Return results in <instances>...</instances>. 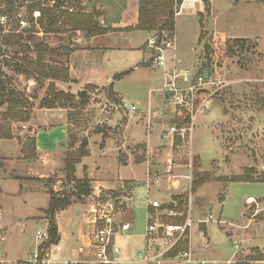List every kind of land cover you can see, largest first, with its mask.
Instances as JSON below:
<instances>
[{"label": "rangeland", "instance_id": "rangeland-1", "mask_svg": "<svg viewBox=\"0 0 264 264\" xmlns=\"http://www.w3.org/2000/svg\"><path fill=\"white\" fill-rule=\"evenodd\" d=\"M181 2L179 0L175 7V18ZM53 3L54 0L47 1L50 6ZM25 14L23 9L21 15ZM10 28L14 26L11 25ZM28 28L30 25L22 26L24 30ZM4 33L7 34V31ZM39 36L43 38L42 34ZM24 37L27 38L28 35ZM44 38L54 46L52 48L57 49L60 37L50 35ZM235 38H247L258 46L254 50L230 57L226 44ZM175 40L176 60L181 69L189 70L195 76L203 69V76L212 74L218 80L227 81L229 84L221 91H212L209 95L200 97L199 102L208 100L210 106L204 113L197 115L191 145L171 140L172 146L166 147L165 153L160 152V135L164 130L165 134L169 135L170 127L175 125V117L178 114L184 116V113L172 106L161 92L154 93V110L158 115L151 123H147L148 116L145 111L129 114L121 102L116 105L122 111V118L109 125V121L105 119H112L115 109L111 106L113 102L108 99V90L97 92L95 88L87 87L81 91H68L65 83H69L71 79L55 81L58 92L72 94L77 97V101L82 92H86L90 98L85 109H65L73 134L79 139L91 137L90 154L83 159L82 164L89 166L97 182H104L108 187L119 181H132L123 182L119 188L111 190L121 192L125 187L133 197L128 207H133L135 213L134 219L130 220L131 231L116 238L122 251L118 258L124 261L122 264H152L142 261L146 247V198L158 199L167 204L172 195L173 200L176 197H185L188 202L186 206L191 203L195 218L203 219L209 214L214 216V221L207 225L195 224L192 228L191 244L195 260L206 261V264H227L229 260H232L233 264H264V261H256L264 253V203L258 200L264 198V183L228 182L233 177L244 175L252 167L256 173L249 176L253 179H259L264 174V0H212L205 3L203 13L199 12V8L195 12L186 9L176 23ZM20 52L18 47L0 45V81L11 89L25 93L35 104L29 122L10 121L14 138L5 139L19 144L25 159L36 156L33 155L30 144L33 130L48 127L47 115H44L46 109L39 108V105L49 94L50 81H44L41 85L32 77L18 74L15 64L21 58ZM31 56L34 58V54ZM57 60L65 65V58L59 60L57 57ZM135 76L140 77L138 74ZM118 91L128 106L135 104L141 109H147L149 87L144 80L133 83L129 79L119 85ZM6 112V106L1 108L0 122L5 125L8 124L3 119ZM130 121L133 124L126 130L125 126ZM99 130L111 134L110 137L115 141L117 148H121L120 161H131L128 166L119 164L112 140L108 142L105 152L100 151L102 136L95 135ZM43 136L40 141L44 142L45 148H49L50 137ZM126 140L128 145L125 144ZM145 142L149 143L153 152L149 153ZM68 144L69 141L64 147L60 145L61 148L55 155V171L52 177L42 180L47 188L55 185L56 192L60 194L72 193L70 185L65 182V175H61V172H65L64 160ZM169 159L176 165L174 176L163 181L160 190L152 189L150 194H147V188L142 183L146 178L147 166L152 172L162 171ZM196 164L199 165L198 169ZM190 165L192 169L188 168ZM78 172L82 174V165ZM197 172L209 173L212 181L195 192L192 190V182ZM175 178L181 185V193L176 195L173 190L177 188L172 181H175ZM4 184V190L10 194L5 200V209L9 212H15L21 217L48 208L47 193L40 191L33 196H20L17 185L7 182ZM168 186L173 192L167 189ZM111 191L100 193L103 195ZM96 196L98 195L90 199H74V204L87 214L89 205L95 201ZM248 197H254L256 202L246 203ZM44 216L42 211L37 220L41 221ZM126 218L129 220L130 215H126ZM14 219L16 218L9 216L3 240L0 241L2 264H32L39 246L36 233L38 230H46L49 225L33 220L17 224ZM59 225L64 233L70 234L86 226L84 217L76 216V209L61 216ZM235 242L240 246L237 255ZM74 248L77 246L69 245L68 250L65 249L68 253L67 260L74 261L78 258L72 255ZM65 251L62 250L59 255L64 256Z\"/></svg>", "mask_w": 264, "mask_h": 264}, {"label": "crops", "instance_id": "crops-1", "mask_svg": "<svg viewBox=\"0 0 264 264\" xmlns=\"http://www.w3.org/2000/svg\"><path fill=\"white\" fill-rule=\"evenodd\" d=\"M69 4L72 5L70 8L71 12H81L85 15H91L93 17V21H96V26L104 31L102 34L98 35H89L84 29L70 33L66 32L55 34L60 37L58 38L59 44L57 46V57L59 60L60 58H65L63 63L69 69V76L71 79L68 81L69 83H65L66 90L81 91L89 86H92L97 92L100 90L105 92L111 85H113L115 94L120 97L119 99L123 104H126L124 102L123 95L118 91L119 85L123 84L129 79L133 81V83L144 80L149 87L148 107L147 109H141L138 105L136 106H138L139 111L143 110L145 113H147L149 120H147V123H151L152 119L156 118L158 115V113H156L154 110L156 103V94L154 93L160 92V88L163 84V76L159 70H156L152 66L150 61L151 54L147 48V41L150 37L155 35L156 32L149 33L137 29L140 16V0H72V2H69ZM67 5L68 3L66 2V7ZM199 12L203 13V7L199 8ZM178 18L179 16L176 17V23ZM174 38L176 39V32ZM50 46L54 47L51 44ZM175 56L177 57V48ZM124 73L127 74L121 79L115 80V76ZM137 74L140 75L139 78L135 76ZM57 85L59 86V84ZM111 106H113L115 109V113L113 112L112 119L109 117L105 119L107 122L109 121V125L115 124L123 116L122 111L119 110V107L116 105V103H112ZM149 111L155 113L156 117H151ZM44 115H47L48 127L46 129L33 130L32 138L36 139V156L31 158L26 157L24 159V155L21 153L22 147L19 144H13V140H0V157L2 159V166L0 168V241L3 240V234L6 227L8 226L9 216L16 218L14 219V222L17 224L26 223L33 220L34 222L47 225L46 220H37L39 214H41V212L46 209H39L30 216L21 215V217H19V215L15 212H9L6 210L5 200L8 199L10 194L4 190V182H7L17 185L19 189L18 194L20 196L25 194V197H27L29 194L33 196L40 191L49 195L50 189L55 192L57 191L55 185H52V188H47L45 184L42 183L43 181H38L37 179H50L54 174V163L56 161H54L55 155L61 148L60 145L62 143L65 144L68 141L69 124L65 109H46ZM131 123L133 124V122L130 121L129 124L125 126L126 130ZM96 134L102 136L100 151L105 152L108 147V142L112 140L119 164L123 166H128L130 164L129 162L131 161H124V163L120 161L119 149L121 148H117L115 141L110 137V133L108 135L104 132H96L95 135ZM104 134H107L105 139ZM148 134L149 133H146V135ZM43 135H49L50 137L49 148H45L44 142L40 141V139L44 137ZM87 137L88 140H90L91 137ZM126 139H128V136ZM160 139L162 142L160 152L165 153L167 150L166 147L172 146L171 137L167 135V133L165 134L164 130L163 134L160 135ZM125 144L128 145L129 142L127 141ZM125 144L123 147H125ZM147 145L149 153L153 152L150 149L149 143H147ZM81 165L82 174L80 175L78 171ZM81 165L79 164L76 167L77 178L83 179L84 176H88L91 181L90 185L92 194L86 199L94 198L95 195H98L103 191L116 190L123 182H132L126 180L119 181L117 184L108 187L104 182H97V180L94 178V173L90 170L88 165L82 163ZM148 172L149 167L147 166L146 177ZM63 174L65 175V172H61V175ZM176 178L175 181L172 179L175 184L174 187L177 188L176 190H173L175 195L181 193L179 192L181 190L179 189L181 185ZM70 187L72 188L73 185H70ZM167 189L172 191L170 186H168ZM171 196L168 202L174 201ZM250 198L255 199L254 197H248L246 199V203ZM258 200H261L264 203V198H260ZM74 209H76V216L84 217L86 226L82 229H79L78 231L76 230L72 234L64 233L63 229L59 225V218L63 215L65 216L69 213H72ZM146 210L148 212V208ZM128 214L130 215L129 220L126 218V215ZM126 215L123 218L124 221L131 222L130 220L134 219L135 213L133 207L127 210ZM56 219L60 236L59 243L62 250L65 251L66 249L67 251L69 245H76L77 248H74L71 251L73 257H78L75 258V260L85 257L89 253V250H87L86 247L89 245V235L92 232L91 226L88 224V214H86L82 208H77V205L73 203L67 209L58 212ZM62 250L60 252H62ZM81 250L83 252H81ZM66 251L64 252V256H60V252L57 253L56 264H64L65 261H71L66 259L68 254ZM262 257L264 261V253L262 254ZM1 258H3V255L0 253V264H2Z\"/></svg>", "mask_w": 264, "mask_h": 264}, {"label": "trees", "instance_id": "trees-1", "mask_svg": "<svg viewBox=\"0 0 264 264\" xmlns=\"http://www.w3.org/2000/svg\"><path fill=\"white\" fill-rule=\"evenodd\" d=\"M48 0H0V45L18 47L21 49V58L15 64V71L18 74L32 77L38 84L43 85L44 81H50L48 87V96L42 99L39 108L41 109H85L89 102V96L82 92L77 97L65 92H58L55 81H68L69 69L57 60V49L52 48L44 38L48 35L58 33H70L77 30H86L89 35L102 34L104 30L96 26L91 15H85L81 12H71L72 0H54L52 6L47 4ZM66 2L68 3L66 7ZM179 0H140V16L137 29L156 34L167 33L173 37L176 32L175 7ZM25 9V15H21ZM27 16V17H26ZM2 19L4 21L2 22ZM30 25L28 29H22L23 24ZM13 25L14 28H10ZM9 27V29H7ZM67 27V28H66ZM22 29V30H21ZM7 31V34L4 32ZM40 34L43 38H39ZM24 35H28L27 38ZM227 53L230 57H236L245 51L256 49L258 44L247 38H235L226 44ZM34 54V58L31 56ZM204 70L198 73L202 75ZM129 73V72H127ZM127 73L115 76V80L121 79ZM92 89V86H89ZM108 99L113 103H121V100L115 94L113 85L108 88ZM7 107L4 115L5 125L0 122V139H13L10 128V121H19L27 123L30 120L31 111L35 104L31 98L19 90L11 89L0 81V110ZM1 115V114H0ZM69 119L72 120V118ZM184 116L178 114L175 117L174 124L181 125L185 123ZM6 123V122H5ZM71 123L68 125V151L64 160L65 179L71 188L72 193H57L52 189L49 190V206L43 210L44 217L48 223L49 239L41 245L42 248H50L52 245L60 242L59 230L57 225V213L67 209L74 203V199L83 200L92 194L91 181L88 176L78 179L76 176V167L81 164L83 159L88 157L89 140L88 137L79 139L71 130ZM103 133V130L97 131ZM107 134H104V139ZM29 141V140H28ZM30 144L33 155H36V139L31 138ZM61 146H65L64 143ZM71 149V150H70ZM25 152V147L23 148ZM0 157V168L2 161ZM196 169L199 165H195ZM255 174V168H250L244 175L231 178L228 182H245V183H264V174L259 179H253L249 176ZM42 181L41 179H37ZM209 173H195L192 182V190L197 191L201 186L211 182ZM1 191V187H0ZM178 204V210H182L187 205L185 197H176L174 200ZM256 261H263L260 256ZM254 262V261H253ZM250 264V263H249Z\"/></svg>", "mask_w": 264, "mask_h": 264}, {"label": "built area", "instance_id": "built-area-1", "mask_svg": "<svg viewBox=\"0 0 264 264\" xmlns=\"http://www.w3.org/2000/svg\"><path fill=\"white\" fill-rule=\"evenodd\" d=\"M176 16H180L185 9L196 11L197 8L205 6L212 0H181ZM4 19H2V22ZM23 25H26L22 23ZM147 48L151 54V64L162 73L163 85L160 92L176 109L184 113L185 123L173 125L169 129L172 142L178 140L183 144L192 143L197 115L204 113L210 106L208 100L199 102L201 96L209 95L212 91H221L229 86L227 81L218 80L212 74L203 76L192 74L189 70L179 67L176 60V40L167 33L155 34L147 41ZM205 90V93L202 91ZM129 114H137L139 108L136 105L124 104ZM151 117L155 113L149 111ZM176 165L171 159L162 171L149 170L147 177L142 183L147 188V194L152 189L160 190L163 181L168 180L174 174ZM192 169V166H188ZM264 170V169H263ZM133 201L125 187L121 192L111 191L107 194H98L95 201L89 205L88 224L91 226L89 245L86 247L89 253L78 260L65 261L64 264H122L118 257L121 247L116 243L117 236L126 235L132 229V223L124 221L123 218L129 209L128 205ZM248 203H255V199H248ZM147 226L144 237L146 240L143 262L152 264H164L171 262H182L184 264H206V261L194 259L191 238L192 228L195 224L205 226L214 221L212 214L203 219L194 217L191 203L182 210H178L176 201L163 204L159 200L146 198ZM200 229V227H199ZM39 242L37 253L34 255L32 264H56L57 253L62 250L60 243L50 248H42L49 239L48 228L38 230L36 233ZM235 255L238 254L240 246L235 242ZM81 252H83L81 250ZM229 260L227 264H233Z\"/></svg>", "mask_w": 264, "mask_h": 264}, {"label": "water", "instance_id": "water-1", "mask_svg": "<svg viewBox=\"0 0 264 264\" xmlns=\"http://www.w3.org/2000/svg\"><path fill=\"white\" fill-rule=\"evenodd\" d=\"M203 93H205V90L204 91H202Z\"/></svg>", "mask_w": 264, "mask_h": 264}]
</instances>
